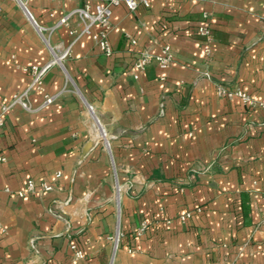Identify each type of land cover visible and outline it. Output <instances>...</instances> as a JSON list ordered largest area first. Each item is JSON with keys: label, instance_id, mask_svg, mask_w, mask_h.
Listing matches in <instances>:
<instances>
[{"label": "crops", "instance_id": "0c3cea01", "mask_svg": "<svg viewBox=\"0 0 264 264\" xmlns=\"http://www.w3.org/2000/svg\"><path fill=\"white\" fill-rule=\"evenodd\" d=\"M105 1L0 0V99L29 89L25 68L71 49L0 129V264H264V110L216 90L264 101V0L113 7L112 57L70 34L77 15L60 25ZM166 46L172 66L135 80L141 53ZM30 180L53 190L20 196Z\"/></svg>", "mask_w": 264, "mask_h": 264}, {"label": "built area", "instance_id": "2783aa9c", "mask_svg": "<svg viewBox=\"0 0 264 264\" xmlns=\"http://www.w3.org/2000/svg\"><path fill=\"white\" fill-rule=\"evenodd\" d=\"M124 4L130 12H135L141 5L149 6V0H106L104 4L97 5L93 11L90 4H86L84 7L76 9L70 15L65 17L60 25H68L72 16L77 15L82 23V27L79 31H71L70 34L73 36H81L84 34H90L93 37L95 44L100 48L102 53L107 57H112L114 50L110 42V33L113 30V24L111 21L113 14V7ZM2 9L0 8V16L2 15ZM25 13L30 22H35L31 13L26 9ZM98 28V31L94 32V28ZM199 34L205 38L206 42L210 44L213 41V36L211 29L209 27H200ZM206 54L210 53V47L205 49ZM71 53V49H67L62 54L55 55L53 59L43 67L33 66L30 68H25L24 70L31 74L32 82L29 89L23 93H17L13 95L12 99L9 102L0 99V129L5 127L7 122V117L11 110L17 106H20L23 109H29V102L27 100L28 94L30 91L43 92L44 89V79L49 72V70L57 65L62 64ZM156 63L162 69H168L172 66L173 63V54L171 48L166 46L163 48L160 55H153L149 51H144L141 53L138 60L135 62L131 74L135 80H139L146 72L147 67ZM218 96L222 98H238L241 100L243 105H245L250 111L255 109L264 110V101L259 102L255 100L249 93L242 90L241 88L230 89L224 85L217 84L216 87ZM47 104L52 102V98L46 97ZM89 113L91 119L96 123L99 129V135L103 141L104 148L109 150L111 147L110 141L107 139V134L105 129L100 124L98 120L94 107L88 105ZM5 158H0V161H5ZM61 177V173L57 174V178ZM53 187L47 183H41L39 190L37 189V184L34 180H30L27 183L26 191L18 193L20 196H25L26 194H36L39 192H48L52 191ZM201 210L198 209V212ZM193 213H187L186 215L181 216L182 221L192 218ZM147 229V224L143 223L141 227L137 230L136 234L142 236ZM0 230H3L0 225ZM123 234L118 232L115 237L111 239L115 242L116 249L119 248L120 239ZM72 249L75 251L76 259H84L85 255L82 250L77 246H73Z\"/></svg>", "mask_w": 264, "mask_h": 264}, {"label": "water", "instance_id": "95a60500", "mask_svg": "<svg viewBox=\"0 0 264 264\" xmlns=\"http://www.w3.org/2000/svg\"><path fill=\"white\" fill-rule=\"evenodd\" d=\"M25 10H26V8H25Z\"/></svg>", "mask_w": 264, "mask_h": 264}]
</instances>
